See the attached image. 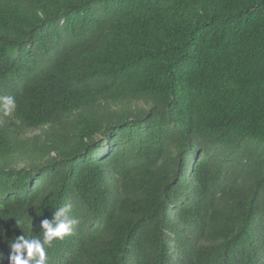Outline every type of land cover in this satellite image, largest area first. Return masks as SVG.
Instances as JSON below:
<instances>
[{"label": "trees", "instance_id": "16d2710c", "mask_svg": "<svg viewBox=\"0 0 264 264\" xmlns=\"http://www.w3.org/2000/svg\"><path fill=\"white\" fill-rule=\"evenodd\" d=\"M71 204L46 264H264V0H0V254Z\"/></svg>", "mask_w": 264, "mask_h": 264}, {"label": "clouds", "instance_id": "9594fccd", "mask_svg": "<svg viewBox=\"0 0 264 264\" xmlns=\"http://www.w3.org/2000/svg\"><path fill=\"white\" fill-rule=\"evenodd\" d=\"M70 210L71 204H66L53 213L51 221L48 219L42 220L39 236L26 238L22 234L16 237L10 243L9 264H46V246H51L54 239H63L73 232V225L77 221L69 216ZM2 261L3 255L0 254V264H2Z\"/></svg>", "mask_w": 264, "mask_h": 264}]
</instances>
